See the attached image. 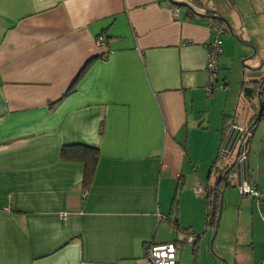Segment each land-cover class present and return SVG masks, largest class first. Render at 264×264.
I'll return each instance as SVG.
<instances>
[{"label": "crops", "instance_id": "obj_1", "mask_svg": "<svg viewBox=\"0 0 264 264\" xmlns=\"http://www.w3.org/2000/svg\"><path fill=\"white\" fill-rule=\"evenodd\" d=\"M172 1L0 0V264H146L149 245L179 248L186 230L202 236L187 249L194 264L199 245L215 248L225 233V264H264V198L238 189L264 187L255 133L217 232L204 233V189L231 123L202 127L196 98L208 46L235 40L211 16L242 38L235 22L243 28L255 10L264 29V0L174 1L194 10ZM73 144L99 148L88 185L84 165L61 157Z\"/></svg>", "mask_w": 264, "mask_h": 264}, {"label": "rangeland", "instance_id": "obj_2", "mask_svg": "<svg viewBox=\"0 0 264 264\" xmlns=\"http://www.w3.org/2000/svg\"><path fill=\"white\" fill-rule=\"evenodd\" d=\"M200 1L208 4V0ZM259 17L260 14L255 10L254 14L248 16L247 24L245 23L243 28L239 26L238 21L235 22L236 32L242 38H235L232 45H226L225 42L222 46V51L225 47L229 51L224 55V58L222 55L219 57L218 81L213 87V92L208 93L206 90L208 80L204 89L196 92L198 104L204 110L203 113H198V118L203 116L206 121L202 127H207L209 117L211 121L218 123L223 115L226 116L231 124L238 123L237 125L245 129L249 128L254 122L255 115L259 112L257 109L259 98L255 95L253 100L248 99L245 90L252 88V86L244 85L243 80L244 74H246L247 80L249 79L253 68L262 67L264 75V29L259 23ZM225 38L226 35L222 34L221 40L224 41ZM254 133L256 134V142L252 146L250 153L254 154L257 152L261 156L264 154V120L258 125ZM235 156L231 160L225 161V163L232 164V162H235ZM182 240H184V235L180 238V241ZM212 240L209 246L206 244L203 246L199 245V250L195 256L197 264H225L223 253H228V255L234 253L230 234L225 233L222 235V239L220 238L216 241L215 248L211 247ZM179 245L178 256L181 257V264L196 263L193 260L192 253H189V250L187 251L190 248V252L192 251L193 243L183 241Z\"/></svg>", "mask_w": 264, "mask_h": 264}, {"label": "trees", "instance_id": "obj_3", "mask_svg": "<svg viewBox=\"0 0 264 264\" xmlns=\"http://www.w3.org/2000/svg\"><path fill=\"white\" fill-rule=\"evenodd\" d=\"M191 9L194 10L193 8ZM211 17L214 18V20L216 19L215 20L216 26L219 27L217 28L219 32L231 33L235 38L240 39V37L236 36V34L233 32L231 26L229 27L228 24H226L221 19L220 16L218 15L216 16V13H215ZM107 43H108V38L104 37V47L105 48H106V45H108ZM106 55H107V52L105 49V51L101 53V55L98 58H104L106 57ZM93 60H90L85 65V67L83 68L79 76H77V78L75 79V81L73 82L69 90L67 91L66 96H68L70 93H72L76 89L81 77L86 73L88 67L93 62ZM218 74H219V61H218ZM243 84L244 85L246 84L249 87L252 86V92H253L252 97L247 96L248 99L250 98L249 100H253L255 95L259 98V106L257 107L259 112L255 115L254 122L249 126V128L246 129L251 133L250 140H249V145H250V142H251L252 136L254 135L256 127L264 120V75L262 73V67L252 69V72L250 73V77L248 80H247L246 74H244ZM58 102L59 101L53 103L52 107L58 104ZM234 124L235 123L229 124L226 126V128L223 129L221 144H220L217 156L210 166V173L214 177V179L213 181L209 182L204 189V198L206 202V220H205L204 233H207V232L216 233L217 232L220 226L221 211H222L223 198H224L225 191L229 188H233L236 186L235 180H234L235 175L240 174L241 176L240 169L238 170L237 168L238 167V161H237L238 152L235 151L234 149H236V145L238 141L242 139L238 138V135L235 136V139L230 138L231 140L230 151H232L231 152L232 154L225 156L222 152V147L226 141V137L230 132L231 126H233ZM103 128H104V124L102 123L100 127L101 135L103 133ZM249 145H248V151H249ZM231 147L232 148L234 147V148L232 149ZM234 156H235V160H234L235 162H232V164L225 163V161L231 160V158H233ZM61 157L63 160H66V161L77 162V163L83 164L85 185H88L92 181L93 175L95 173V169H96L99 157H100L98 147H91V146H87L83 144L66 145L61 148ZM246 162H247V159L245 160L244 165H242V168H244ZM244 172L246 174V171ZM254 187H257V186H254ZM257 188L263 189L264 187L263 188L257 187ZM241 196H247V195H241ZM176 208H175V211L178 212ZM175 226L178 227V224L176 221H175ZM184 233H185L184 235H186L188 233H193V232L192 230H186V232ZM201 239H202V236H198V237L194 236V239L192 241L193 242L195 241L194 242L195 248H197L196 246L201 242ZM183 241L188 242L185 236H184V240L180 241V243H182ZM171 243L176 246V249L178 248V245L176 242H171ZM152 245H158V244H152Z\"/></svg>", "mask_w": 264, "mask_h": 264}, {"label": "built area", "instance_id": "obj_4", "mask_svg": "<svg viewBox=\"0 0 264 264\" xmlns=\"http://www.w3.org/2000/svg\"><path fill=\"white\" fill-rule=\"evenodd\" d=\"M97 43L101 48H104V37L100 36L98 38ZM221 52H222V41L218 36H216L214 41L208 46V60L206 66V71L208 74V85L206 87V90L208 93L213 92V87L218 80V61ZM236 135H238V138L242 139L238 141L236 145V149H234L235 151L238 152L237 168L241 169L242 165H244V162L247 159V154H248V146L246 145V142L250 140V136H251V133L248 130L241 128L235 124L231 126L230 132L227 135L226 141L222 147V152L225 156L232 154L231 153L232 151H230V146H231L230 138L235 139ZM238 189L241 195L251 196L256 199L264 198V188L258 189L257 187H254L247 182H243L242 184H240L238 186ZM196 191L199 192L200 189ZM62 217L65 218L66 214H63ZM185 238L189 242L194 239V235L186 234ZM145 258H146L145 259L146 264H178L177 249L176 246L172 243L149 245L145 251Z\"/></svg>", "mask_w": 264, "mask_h": 264}, {"label": "water", "instance_id": "obj_5", "mask_svg": "<svg viewBox=\"0 0 264 264\" xmlns=\"http://www.w3.org/2000/svg\"><path fill=\"white\" fill-rule=\"evenodd\" d=\"M172 3H173L174 5H176V6L181 7V8H184V7H190L187 3H179V2H174V1H172ZM221 19H222L226 24H228V26L230 27L229 22H228L225 18L221 17ZM245 94H246V96H248V97H252V94H253V92H252V88H247V89L245 90ZM246 145H247V146L249 145V140L246 142Z\"/></svg>", "mask_w": 264, "mask_h": 264}, {"label": "bare ground", "instance_id": "obj_6", "mask_svg": "<svg viewBox=\"0 0 264 264\" xmlns=\"http://www.w3.org/2000/svg\"><path fill=\"white\" fill-rule=\"evenodd\" d=\"M250 152V151H249Z\"/></svg>", "mask_w": 264, "mask_h": 264}]
</instances>
